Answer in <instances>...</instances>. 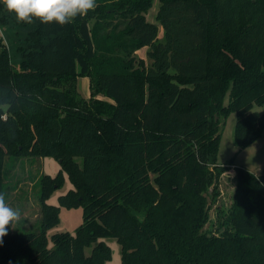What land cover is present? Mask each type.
I'll return each mask as SVG.
<instances>
[{
	"label": "trees",
	"instance_id": "obj_1",
	"mask_svg": "<svg viewBox=\"0 0 264 264\" xmlns=\"http://www.w3.org/2000/svg\"><path fill=\"white\" fill-rule=\"evenodd\" d=\"M153 3L96 0L60 26L17 22L0 0V24L26 31L16 65L0 37V193L7 201V156L62 167L40 178L39 228L8 229L0 264H106L108 235L122 264H264V169L234 166L230 201L206 226L234 165L217 163L223 121L237 113L239 149L264 132L254 110L264 106V0H160L158 23L146 17ZM145 46L150 63L136 55ZM79 75L90 77L88 99ZM63 171L74 187L49 204ZM79 206L75 233L50 236L62 207Z\"/></svg>",
	"mask_w": 264,
	"mask_h": 264
},
{
	"label": "rangeland",
	"instance_id": "obj_2",
	"mask_svg": "<svg viewBox=\"0 0 264 264\" xmlns=\"http://www.w3.org/2000/svg\"><path fill=\"white\" fill-rule=\"evenodd\" d=\"M160 6V0H154L153 5L146 13L149 21L157 22L156 14ZM91 15V13H90ZM91 26L96 25V17L90 19ZM103 32L100 29V33ZM0 37L4 44L10 49L13 57V63H18V46L25 42L26 31L23 27L16 25L14 27L2 26L0 24ZM159 38H164V29L159 25ZM148 46L142 47L136 51L137 57H143L150 63L148 57ZM96 68H93L95 72ZM77 91L83 98H90L92 96L91 82L89 75H79L77 78ZM97 97L106 99L103 93H99ZM229 97L226 96L225 104L228 103ZM254 110L264 112V106L256 105ZM237 122V113L232 112L223 121L221 128V140L219 152L217 154V163L225 165L234 163V166H242L253 173H261L264 169V132L261 137L251 143L249 146L239 149L235 144V126ZM78 162L82 164V157H76ZM229 165V164H228ZM62 170L61 160L54 156L45 157H10L5 159V173L7 184L9 185V193L6 203L14 208L19 209L21 217L19 222L9 226L11 231H36L40 226L41 220V206H40V178L43 174L57 175ZM235 173V172H234ZM232 167L227 168L222 174L219 188L220 195L217 197L215 204L211 205L210 220L207 227L215 230L216 222V206L225 205L230 201L231 195L234 191L236 181L234 179ZM64 180L61 187L57 188L47 202L49 204L58 205L59 197L74 187L66 171H63ZM211 200V198H210ZM83 207H62L60 212V223L49 231L51 236L57 232L69 231L75 233L76 229L83 222ZM112 250V257L106 264H122V246L114 235H108L102 238ZM96 244V243H95ZM86 248V254L92 252L93 246Z\"/></svg>",
	"mask_w": 264,
	"mask_h": 264
},
{
	"label": "clouds",
	"instance_id": "obj_3",
	"mask_svg": "<svg viewBox=\"0 0 264 264\" xmlns=\"http://www.w3.org/2000/svg\"><path fill=\"white\" fill-rule=\"evenodd\" d=\"M5 9L13 13L17 22L31 24L38 20L42 24H70L80 16L97 7L96 0H2ZM19 209L10 207L0 193V244L8 234L9 226L19 222Z\"/></svg>",
	"mask_w": 264,
	"mask_h": 264
},
{
	"label": "crops",
	"instance_id": "obj_4",
	"mask_svg": "<svg viewBox=\"0 0 264 264\" xmlns=\"http://www.w3.org/2000/svg\"><path fill=\"white\" fill-rule=\"evenodd\" d=\"M232 170H233V173H234V165L232 166Z\"/></svg>",
	"mask_w": 264,
	"mask_h": 264
}]
</instances>
